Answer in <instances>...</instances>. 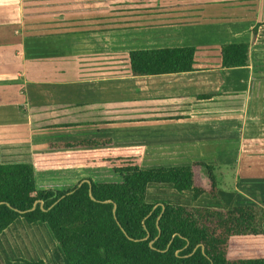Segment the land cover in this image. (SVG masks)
I'll return each mask as SVG.
<instances>
[{
  "label": "crops",
  "instance_id": "1",
  "mask_svg": "<svg viewBox=\"0 0 264 264\" xmlns=\"http://www.w3.org/2000/svg\"><path fill=\"white\" fill-rule=\"evenodd\" d=\"M111 10L122 12L120 29L104 31V39L85 30ZM115 38L124 39V50L110 47ZM228 42L249 43L247 65L221 67ZM188 45L196 49L192 71L130 72L132 49ZM83 126L114 144L112 130L137 132L140 142L132 144L149 158L147 151L167 152L159 164L144 156V166L212 164L218 196L202 194L195 205L264 207V0H0L2 159L19 161L4 159L6 146L20 151L41 144L45 133L46 144L91 137L68 136ZM217 163L233 168L229 191L220 188ZM184 192L170 195L190 204Z\"/></svg>",
  "mask_w": 264,
  "mask_h": 264
},
{
  "label": "trees",
  "instance_id": "2",
  "mask_svg": "<svg viewBox=\"0 0 264 264\" xmlns=\"http://www.w3.org/2000/svg\"><path fill=\"white\" fill-rule=\"evenodd\" d=\"M195 50L189 45L132 49L129 69L133 76L192 71ZM220 50L221 67L248 64L249 43L228 42ZM144 155L143 145H115L109 136L50 141L30 162L4 161L0 148V234L17 220L41 223L67 264H264L263 206L150 202L154 184L189 191L194 200L205 193L216 198L218 183L210 163L148 167ZM73 167L107 168L120 179L87 177L69 189L36 184L38 171Z\"/></svg>",
  "mask_w": 264,
  "mask_h": 264
},
{
  "label": "rangeland",
  "instance_id": "3",
  "mask_svg": "<svg viewBox=\"0 0 264 264\" xmlns=\"http://www.w3.org/2000/svg\"><path fill=\"white\" fill-rule=\"evenodd\" d=\"M87 3L93 2V0H84ZM97 1V0H95ZM99 1V0H98ZM102 1V0H101ZM103 20L95 17V24L90 25L93 27H89L85 30H95L96 35H99L101 39H104V35L108 34L104 31L112 32L114 28L122 27V12L111 10L105 16H102ZM101 35V36H100ZM98 41V40H97ZM100 42V41H98ZM113 49L124 50L126 47L124 45V39L115 38L112 40ZM43 128H46L45 126ZM69 130V128H67ZM80 131L68 132V136L74 135H91L95 137V127L94 126H83L78 128ZM46 129L44 130V132ZM46 134V133H45ZM43 136V140L41 144L29 143L28 145L21 146L24 149L20 148L15 151L7 150L11 147L6 146L3 150V157L5 160H19L24 161L30 157V154L36 149H45L46 141L49 135ZM53 136L56 135L52 133ZM112 137L115 140L116 145L120 144H132L139 143L140 136L137 132L128 133L127 130L123 129H114L111 131ZM90 137V136H87ZM37 145V146H35ZM19 145L14 146V148H18ZM26 148V149H25ZM147 155H152L153 157L149 158L146 155L145 163L148 164H159L162 162H166V160L162 159L160 155L165 154L167 152H146ZM219 164V165H217ZM217 177L222 179L220 182L221 190H227L231 185L233 180L232 174V166L226 164L217 163ZM144 165V162H143ZM204 172V176L206 177V172ZM220 172V174H219ZM90 177L96 181H111V180H119L120 177L114 173H112L107 168H94V167H73L68 169H59V170H50V171H38L36 173V184L39 188H47L54 187L58 189H69L73 187L79 180L82 178ZM171 192H175L176 194H186V192H178L176 190L170 191L167 186L164 185H153L148 189V200L153 202L155 200H172L178 201L177 198H173ZM187 199V197L185 196ZM192 199V197H191ZM184 197H182L181 201L175 203H185ZM188 205H195L192 203ZM179 203V204H180ZM0 256L4 261V264H24L23 260H42L43 264H67L63 258V255L59 249L58 243L55 241L53 236L51 235L48 228L41 224H28L24 220H17L13 224H11L2 234H0Z\"/></svg>",
  "mask_w": 264,
  "mask_h": 264
},
{
  "label": "water",
  "instance_id": "4",
  "mask_svg": "<svg viewBox=\"0 0 264 264\" xmlns=\"http://www.w3.org/2000/svg\"><path fill=\"white\" fill-rule=\"evenodd\" d=\"M83 181H87V179H83L81 182H83ZM81 182H80V183H81ZM114 208H115V205H114ZM202 248H203V247H202Z\"/></svg>",
  "mask_w": 264,
  "mask_h": 264
}]
</instances>
